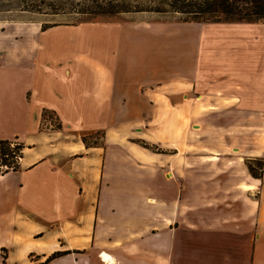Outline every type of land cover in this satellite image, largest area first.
I'll return each mask as SVG.
<instances>
[{
    "label": "crops",
    "instance_id": "1",
    "mask_svg": "<svg viewBox=\"0 0 264 264\" xmlns=\"http://www.w3.org/2000/svg\"><path fill=\"white\" fill-rule=\"evenodd\" d=\"M171 24L98 25L82 42L42 39L39 25L0 30V140L24 147L19 167L0 174V264H264V181L246 163L264 152L244 138V63L209 29ZM189 105L192 125L167 134L169 115ZM133 108L147 110L135 118ZM142 118L161 125L165 152L122 143L120 125ZM101 128L103 144L84 141ZM127 166L141 192L109 212L116 185L102 191V169ZM195 215L237 217L202 227ZM222 241L234 249L218 261Z\"/></svg>",
    "mask_w": 264,
    "mask_h": 264
},
{
    "label": "rangeland",
    "instance_id": "2",
    "mask_svg": "<svg viewBox=\"0 0 264 264\" xmlns=\"http://www.w3.org/2000/svg\"><path fill=\"white\" fill-rule=\"evenodd\" d=\"M90 0H0V30L12 29L15 26L39 25L40 28H45L42 32V39L49 36L67 38L68 36H75L78 41L82 42L81 37H95L91 34V31H97L103 26L105 29H110L111 26L118 27L121 25L132 24L137 29H148L150 32L156 33L158 30L164 28V23H172L173 28L191 27L193 25H199L202 29H209L211 38L214 42L217 41L219 45L225 43L223 50H219L225 53V57L240 58L244 63V138L250 139L251 142L259 143V149L264 152V19L256 22H196V21H183L181 15L173 14L168 11H154V10H136L134 7L132 11H125L118 14H100L99 10H92L86 8L85 4ZM99 2H105V0H96ZM120 1V0H118ZM129 6H140L142 9L151 7L154 1L161 0H124ZM91 11H95L91 13ZM61 25L54 30H49V27ZM65 25V26H63ZM191 25V26H190ZM70 26V27H66ZM109 28H108V27ZM171 26V27H172ZM101 31V30H100ZM118 29H115L117 33ZM204 31V30H203ZM77 43H72L75 45ZM88 52V51H87ZM89 54H98V51L94 45H91ZM238 69L237 67L235 70ZM234 72V71H232ZM228 74V73H227ZM235 77L238 80H242L241 75L234 72ZM224 103H229L224 102ZM220 110V108H217ZM132 114L136 117L144 116L147 108H133ZM124 109H122V112ZM188 111V112H187ZM211 110L209 108L201 107V114L204 115ZM192 106L189 105L185 109L180 110L179 113L173 112L169 115L170 121L168 123L166 133L175 130L179 133L187 131V128L192 125ZM180 114H185L184 121L186 123L179 124L178 119ZM188 114V115H186ZM46 115V119L50 118ZM124 117V116H122ZM84 118V116H83ZM124 119V118H123ZM52 120V118H51ZM171 123V124H170ZM58 122L54 119L53 125H57ZM46 122L44 127L46 126ZM165 126V125H163ZM106 128L94 129L84 131L86 142L89 145L103 144L105 142ZM119 132L122 137V143L135 142L145 148L153 150L154 152H165V147L160 141L162 135V127L159 124H153L142 118L136 123H124L120 125ZM171 136V135H169ZM146 137V138H144ZM171 138V137H170ZM156 141V142H151ZM171 143V142H170ZM176 144V141H174ZM6 144L0 143V170H8L4 163L10 166L16 164L19 167L16 157L20 154L19 149L22 146H12L7 143L9 149L7 151L9 156L4 154ZM24 148V147H23ZM133 154L141 155L139 150H134ZM129 157V156H128ZM250 165L254 171V177H262L261 182L264 181V156L256 157L246 160V163ZM249 168V167H248ZM250 170V169H249ZM104 177L101 179V188L103 189L107 184L116 185L114 192H105V197H108L107 206L108 211L111 212V203L115 200L118 207H124L129 209L130 198L134 195L133 190L141 192L139 188H136L134 183L136 182L135 170L127 166L125 168H116L113 175H109L105 168L102 169ZM251 173V172H250ZM104 187V188H103ZM249 187L244 184V203H249L251 192L247 193L246 188ZM107 191V190H106ZM255 196H258V190H255ZM209 192V189L203 190V195ZM249 194V195H248ZM245 206V205H244ZM251 209V205H250ZM253 211V209L251 210ZM129 212V211H128ZM192 218V215H186V218ZM196 219L201 220L200 226L208 227V225H214L222 221L221 217L226 219H234L237 215H195ZM244 217L254 218L256 215H244ZM234 249L230 242H220L213 250L216 254L218 261H223V253L226 251H232ZM226 250V251H225ZM235 252L231 253L234 254ZM189 257L191 254L188 252ZM220 258L221 260H219Z\"/></svg>",
    "mask_w": 264,
    "mask_h": 264
},
{
    "label": "trees",
    "instance_id": "3",
    "mask_svg": "<svg viewBox=\"0 0 264 264\" xmlns=\"http://www.w3.org/2000/svg\"><path fill=\"white\" fill-rule=\"evenodd\" d=\"M85 6L92 10H99L98 13L100 14H118L125 11H132L133 7L136 10L168 11L181 15L180 18L183 21L209 23L256 22L264 19V0H161L154 1V4L146 9H142L137 5L129 6L124 0H105V2L90 0ZM94 12L91 11V13ZM44 112L45 116H51L49 110H45ZM84 141H86L85 137ZM8 142L9 140H0V143L6 144L4 154L9 149ZM248 167L253 175L254 171L250 162H248ZM59 254L60 252L54 253L50 259Z\"/></svg>",
    "mask_w": 264,
    "mask_h": 264
},
{
    "label": "built area",
    "instance_id": "4",
    "mask_svg": "<svg viewBox=\"0 0 264 264\" xmlns=\"http://www.w3.org/2000/svg\"><path fill=\"white\" fill-rule=\"evenodd\" d=\"M9 144H11L12 146H15V145H17V146H21V143L19 142V141H17V140H10L9 141ZM19 149H21L20 151L22 152L23 151V147L21 148H19ZM6 156H9L8 155V153H6L5 154ZM16 159H17V162H18V164L20 163V161L22 160V155H18L17 157H16ZM4 165H5V167L8 169V170H12V169H16L17 167H16V164H13L12 166H10L9 167V165L7 164V163H4ZM8 170H5V171H3V170H0V174H2V173H4V172H6V171H8Z\"/></svg>",
    "mask_w": 264,
    "mask_h": 264
},
{
    "label": "bare ground",
    "instance_id": "5",
    "mask_svg": "<svg viewBox=\"0 0 264 264\" xmlns=\"http://www.w3.org/2000/svg\"><path fill=\"white\" fill-rule=\"evenodd\" d=\"M103 258L106 259V260H108V259L113 260V259H112L108 254H106V253L103 254ZM111 262H112V261H111Z\"/></svg>",
    "mask_w": 264,
    "mask_h": 264
}]
</instances>
